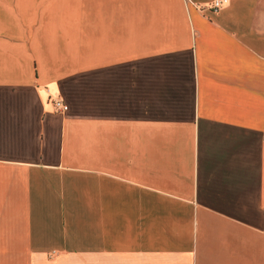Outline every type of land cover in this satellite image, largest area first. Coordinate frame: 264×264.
<instances>
[{
    "label": "crops",
    "instance_id": "obj_1",
    "mask_svg": "<svg viewBox=\"0 0 264 264\" xmlns=\"http://www.w3.org/2000/svg\"><path fill=\"white\" fill-rule=\"evenodd\" d=\"M211 1L0 0V264H264V4Z\"/></svg>",
    "mask_w": 264,
    "mask_h": 264
},
{
    "label": "built area",
    "instance_id": "obj_2",
    "mask_svg": "<svg viewBox=\"0 0 264 264\" xmlns=\"http://www.w3.org/2000/svg\"><path fill=\"white\" fill-rule=\"evenodd\" d=\"M228 0H212L211 8L218 9L221 5H223ZM53 103L58 110H66L68 108V104L63 101L60 97L53 98Z\"/></svg>",
    "mask_w": 264,
    "mask_h": 264
},
{
    "label": "rangeland",
    "instance_id": "obj_3",
    "mask_svg": "<svg viewBox=\"0 0 264 264\" xmlns=\"http://www.w3.org/2000/svg\"><path fill=\"white\" fill-rule=\"evenodd\" d=\"M228 1H229V0H228ZM263 4H264V0H262V2L260 1L259 5H262V6H263ZM209 6L211 7V3H210Z\"/></svg>",
    "mask_w": 264,
    "mask_h": 264
}]
</instances>
